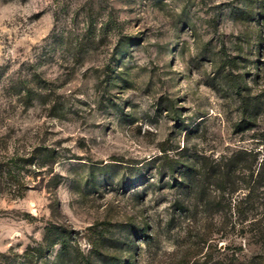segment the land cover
Masks as SVG:
<instances>
[{
	"label": "rangeland",
	"instance_id": "1",
	"mask_svg": "<svg viewBox=\"0 0 264 264\" xmlns=\"http://www.w3.org/2000/svg\"><path fill=\"white\" fill-rule=\"evenodd\" d=\"M263 31L264 0H0V264H182L184 165L215 196L218 163L264 153ZM199 208L219 231L192 263L259 250L241 230L257 210ZM50 225L69 255H38Z\"/></svg>",
	"mask_w": 264,
	"mask_h": 264
},
{
	"label": "trees",
	"instance_id": "2",
	"mask_svg": "<svg viewBox=\"0 0 264 264\" xmlns=\"http://www.w3.org/2000/svg\"><path fill=\"white\" fill-rule=\"evenodd\" d=\"M264 33V31H263ZM262 43L264 42V34ZM246 84H244V76L240 75L235 84V89L238 95L243 93ZM244 103V115L248 112L250 115L254 114L261 107L260 95H243ZM246 116V120L243 122V127L250 122V115ZM185 170L182 173V179L180 184H185V186L191 185L192 188L189 190L188 195H194L196 197L195 204L187 203L185 196H181L175 204L176 208L185 213V215L193 216L191 223L189 224L187 230V242L183 245L178 246V251L176 254L180 253V261L182 264H191L193 259L201 252L199 245L196 242V239L203 237V242L213 240L216 232V225L218 224L213 218L211 223H204L201 219H197L195 213L201 211L199 206L203 209L202 211L211 213L215 215L221 213L225 217H229L232 212L245 214L249 211L254 212V218L250 224H244L241 228L242 232L248 233L250 238L259 245V250L249 256L241 257L239 254H205V260L202 263L198 264H264V153L262 150L256 149H241L233 153L230 157L226 158L223 164L218 163L217 168L213 170V174L216 175V181L219 184L220 193L213 196L207 194V190L204 186L194 187L195 180L198 179V168L196 164H185ZM240 173V176H237ZM236 176V177H235ZM239 177V179H238ZM238 180H240L238 182ZM177 181V180H176ZM243 185V186H240ZM189 187V188H190ZM238 188H242L243 195L235 199L233 202L232 199H229L230 193L237 191ZM199 208V209H198ZM194 213V214H193ZM256 214L259 217H256ZM194 219V220H193ZM67 235L69 232L66 230H60L55 228L53 225L47 227V230L44 235V241L40 244V247L37 248L38 255L40 257H45L47 247L50 245H55L57 243H62V252L64 255L70 254L71 247L67 244H63L67 240ZM147 237L152 236L149 232L144 234ZM62 240L56 241V237H60ZM46 243V245H44ZM211 245V244H210ZM47 246V247H46ZM202 249V248H201ZM101 264H132L126 263L124 258L119 254L116 256L114 253L108 252L102 255ZM198 261H194L192 264H197ZM89 260H86L84 264H90Z\"/></svg>",
	"mask_w": 264,
	"mask_h": 264
}]
</instances>
